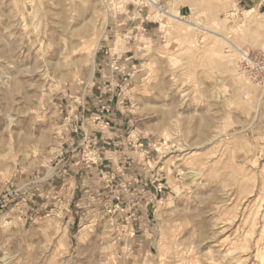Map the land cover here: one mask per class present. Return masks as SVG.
Here are the masks:
<instances>
[{
	"label": "rangeland",
	"instance_id": "374dc122",
	"mask_svg": "<svg viewBox=\"0 0 264 264\" xmlns=\"http://www.w3.org/2000/svg\"><path fill=\"white\" fill-rule=\"evenodd\" d=\"M0 264H264V0H0Z\"/></svg>",
	"mask_w": 264,
	"mask_h": 264
},
{
	"label": "crops",
	"instance_id": "0c3cea01",
	"mask_svg": "<svg viewBox=\"0 0 264 264\" xmlns=\"http://www.w3.org/2000/svg\"><path fill=\"white\" fill-rule=\"evenodd\" d=\"M152 12H147V15L145 17H143L139 23L140 25V29L142 31H155L158 30V28L156 27V24H159V21L157 20V18L152 14ZM177 15L181 18H184L185 16H183V11L182 10H178L177 11ZM171 16V15H170ZM168 16V17H170ZM171 18V17H170ZM146 33V32H145ZM153 35V34H152Z\"/></svg>",
	"mask_w": 264,
	"mask_h": 264
},
{
	"label": "built area",
	"instance_id": "2783aa9c",
	"mask_svg": "<svg viewBox=\"0 0 264 264\" xmlns=\"http://www.w3.org/2000/svg\"><path fill=\"white\" fill-rule=\"evenodd\" d=\"M163 8H164V7L160 6V8H158V10H159V11H162Z\"/></svg>",
	"mask_w": 264,
	"mask_h": 264
},
{
	"label": "bare ground",
	"instance_id": "6f19581e",
	"mask_svg": "<svg viewBox=\"0 0 264 264\" xmlns=\"http://www.w3.org/2000/svg\"><path fill=\"white\" fill-rule=\"evenodd\" d=\"M162 14H163V13H162ZM164 14H166V13H164ZM169 16H170V15H169ZM170 17H172V16H170ZM176 20H178V21H179V19H177V18H176Z\"/></svg>",
	"mask_w": 264,
	"mask_h": 264
}]
</instances>
